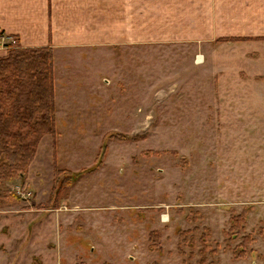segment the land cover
Instances as JSON below:
<instances>
[{"label":"rangeland","instance_id":"rangeland-1","mask_svg":"<svg viewBox=\"0 0 264 264\" xmlns=\"http://www.w3.org/2000/svg\"><path fill=\"white\" fill-rule=\"evenodd\" d=\"M207 3L215 39L54 54L56 136L0 185V264H264V0ZM54 146L80 174L58 201Z\"/></svg>","mask_w":264,"mask_h":264},{"label":"crops","instance_id":"crops-1","mask_svg":"<svg viewBox=\"0 0 264 264\" xmlns=\"http://www.w3.org/2000/svg\"><path fill=\"white\" fill-rule=\"evenodd\" d=\"M208 0H0V57L5 46L60 51L120 49L130 57L141 42L200 41ZM212 14V11L209 13ZM7 39H9L7 41ZM132 49V50H131Z\"/></svg>","mask_w":264,"mask_h":264},{"label":"trees","instance_id":"trees-1","mask_svg":"<svg viewBox=\"0 0 264 264\" xmlns=\"http://www.w3.org/2000/svg\"><path fill=\"white\" fill-rule=\"evenodd\" d=\"M3 34L0 33V41ZM19 45V43H18ZM54 50L52 47L22 48L8 45L5 57L0 58V185L16 177H25L26 169L34 160L38 146L46 135L56 136V102ZM125 140L123 136H111ZM56 146H54L53 197L58 201L64 190L72 189L80 174L57 167ZM103 152L97 165L86 171L87 175L102 166ZM65 174L63 185L57 188V181ZM57 191V193H56ZM14 196L13 193H8ZM12 196V201H13ZM3 199V197L1 198ZM9 200V198L5 199ZM16 200H19L16 197ZM247 213V212H246ZM246 223L245 214L235 218ZM236 223H234V226ZM233 226V224H232ZM264 232V230H263ZM254 242H245L248 246ZM243 250L240 258L245 257ZM246 254V253H245Z\"/></svg>","mask_w":264,"mask_h":264},{"label":"bare ground","instance_id":"bare-ground-1","mask_svg":"<svg viewBox=\"0 0 264 264\" xmlns=\"http://www.w3.org/2000/svg\"><path fill=\"white\" fill-rule=\"evenodd\" d=\"M167 220V219H166Z\"/></svg>","mask_w":264,"mask_h":264}]
</instances>
